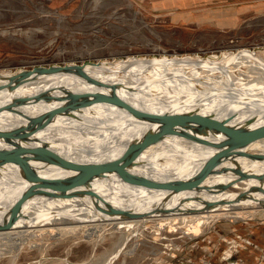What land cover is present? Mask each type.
Wrapping results in <instances>:
<instances>
[{"label":"bare ground","instance_id":"6f19581e","mask_svg":"<svg viewBox=\"0 0 264 264\" xmlns=\"http://www.w3.org/2000/svg\"><path fill=\"white\" fill-rule=\"evenodd\" d=\"M9 73L13 71H0V74ZM83 73L89 79L107 85H116L114 95L117 99L109 98L98 104L102 92L109 93V90H103L75 74H57L37 78L17 88L7 99L14 95L13 97L17 96L16 99L29 100L47 91L49 99L53 101L51 104L46 105L40 102L26 106L24 111L28 114L36 113L58 105V99L60 103L62 102L61 104L71 107L76 119H64L59 126L54 124L40 130L36 133V139L48 144L53 151H44L52 153L51 157L59 155L61 159L84 168L101 167L107 163L121 161L128 152L130 140L147 127L132 120L125 110L118 108L121 105L144 115L149 112L162 113L171 104L184 102L185 105L175 111L189 112L197 105L187 103H191L208 92L215 97H228L242 104L248 101L264 103V48L257 51L251 48H239L212 54L206 58L191 55H173L162 58L128 56L124 59L93 62L92 65H86L83 68ZM4 83L5 81L0 80V86ZM3 102L6 100L0 99V104ZM245 106L239 107V111L235 112L236 106H232L231 103L222 105L218 102H208L199 106V113L203 118H209L210 129L206 131L215 133V130L218 131L224 125L241 122L255 114L264 115V107L262 110H251L247 109V105ZM23 121L22 118L14 116H0V129L16 133L23 129L20 126ZM239 149L242 154L245 149L261 151L256 156L264 161L262 158L264 156V136ZM225 151L227 150H214L190 144L179 137L150 141L140 148V152L127 166L129 174L136 182L135 185L119 179L115 174H109L103 179L92 181L89 185V188L99 197L98 199L82 193L80 190L84 189L82 187L38 186L32 192V196L20 205L18 203L21 193L31 179L65 177L71 172L42 163H35V170L26 172L21 171L16 165H2L0 166V222L16 206L19 209L17 217L5 223L0 229V238H13L31 231L49 232V234L54 233L55 230L72 231L77 227L92 225L109 226L127 237L130 232L133 233L134 230L144 227L147 223L156 221L177 223L181 231L186 226L184 234H189L187 237H191L200 235L201 225L203 232L204 228L211 227L219 219L231 220L234 223L264 219V184H260L255 179L232 181L231 187L224 190L199 191L203 203H209V201L214 203L222 195L227 196V200L224 199L222 204L208 211L189 212L186 210L168 214L199 192L185 196L178 194L169 198L168 193L157 190L158 187L171 180L192 177L212 154ZM189 152L191 156L186 159L184 156L176 160L169 158L177 153L180 156ZM245 156L243 154L241 157L226 162L236 168H242L253 176L263 175V178L264 174L260 172V167L264 163L258 165L245 161ZM12 157L19 161H28L41 156L14 153ZM159 157L163 159L160 165L155 162ZM251 157L253 156H249L250 160ZM252 167L255 170H251ZM216 169L217 166L214 171ZM233 172L234 170L231 171L222 166L206 181L210 185L226 182L232 178ZM142 182L148 184L146 187L142 186L144 191L138 186L142 185ZM262 182L264 183V178ZM154 188H156L155 192H147ZM243 193L249 194L255 201L248 196L245 197ZM237 194L243 197L238 198L243 204L234 202ZM145 199L150 200L149 207L142 209L128 207L127 209H136L135 213H147L156 207H163L167 209V212H152L145 215L146 218L108 221L100 220L101 217L87 207V204L96 207L95 204L99 201L102 204L111 203L116 206L115 209H118L132 200ZM136 203L144 204L143 201ZM200 207L202 203L192 201L186 205L185 209ZM180 210H183V207ZM168 228L176 229L174 225H169Z\"/></svg>","mask_w":264,"mask_h":264},{"label":"rangeland","instance_id":"374dc122","mask_svg":"<svg viewBox=\"0 0 264 264\" xmlns=\"http://www.w3.org/2000/svg\"><path fill=\"white\" fill-rule=\"evenodd\" d=\"M239 48H264V0H0V71L128 56L206 58ZM259 153L243 150L245 161L258 165L264 163L256 156ZM182 156L189 158L191 152L169 158ZM249 156L258 159L250 160ZM162 161L161 157L155 160L159 165ZM222 166L245 171L223 162L215 172ZM263 169L261 165L264 174ZM255 177L245 180L264 184ZM140 185L143 191L148 186L146 182ZM237 195L234 202L243 204ZM243 195L255 201L249 194ZM195 196L168 214L208 211L227 200L222 195L205 204L200 192ZM142 201V205L136 203ZM192 201L202 203V207L185 209ZM125 204L118 209L134 212L136 209L127 208L149 207L150 200ZM95 206L87 204L100 220H130L110 214L107 206L116 207L111 203L98 201ZM169 225L176 229H169ZM93 226L0 238V264H228L223 260L226 252L237 257L253 243L260 248L254 240L264 236V219L235 223L219 219L203 232L201 225L200 235L191 237L184 234L186 226L181 231L177 223L165 221L147 223L127 237L109 226Z\"/></svg>","mask_w":264,"mask_h":264},{"label":"water","instance_id":"95a60500","mask_svg":"<svg viewBox=\"0 0 264 264\" xmlns=\"http://www.w3.org/2000/svg\"><path fill=\"white\" fill-rule=\"evenodd\" d=\"M93 62H84L81 64H64V65H51V66H38L33 67L30 70H20L18 72H13L9 74H0V80L5 81L3 85L0 86V99L6 100L0 104V116H14L22 118L24 121L20 124L23 129H20L16 133L13 131H4L0 129V166L5 164L16 165L21 171H31L35 170V163H42L46 166H53L61 168L65 171L71 172L69 176L65 177H40L36 179H31L28 182L27 187L21 193V197L18 205L21 202H25L32 192L38 187H57L61 185H69L80 189L82 193L87 194L91 197L98 199L99 197L89 188L92 181L103 179L109 174H115L119 179H124L130 184H136L131 175L127 170L128 164L133 158L137 156L140 152V148L146 143L154 140H163L166 138L179 137L186 142L201 147H207L214 150L226 149L224 153L212 154L208 161L203 164L195 175L183 180H171L162 186L158 187L157 190L166 191L169 198L174 197L178 194L188 195L190 193H196L199 191H215L224 190L231 187V182H239L251 177L253 174L246 171H234L232 173V178L226 182L215 183L214 185L208 184L207 178L214 173V168L222 162L233 160L236 157H241L243 154L240 152V147L244 146L255 139L264 136V115L255 114L241 122L224 125L215 133L207 132L209 130V118H203L200 115L199 106L204 103H214L219 104L231 103L232 106H236L235 112H238V108L241 106L246 107L251 110H262L264 103L261 102H245L240 103L238 101H232L228 97H215L211 92L196 98L191 101V105H197L189 112H176L175 109L185 105V103L175 102L165 108V112H149L144 115H140L136 111L124 106H119L125 110L129 117L147 127L138 135L134 136L130 140L128 145V152L126 156L118 162L107 163L101 167H89L84 168L71 164L67 160H63L57 156L51 157L50 154L44 150H52L47 143L41 142L36 139V133L47 127H51L56 124L59 126L61 121L64 119H76L74 115V110L68 105H64L59 102L58 105L50 106L41 111L33 114H28L24 111V108L29 105H36L37 103L51 104V101L47 91L40 93L36 98L26 100L25 98L16 99L15 97H10L11 94L23 84H26L37 78L49 77L57 74H75L83 79L96 84L103 90H109V93L102 92L101 98L98 101L103 103L109 98H116L114 95L116 91V85L114 84H104L96 80L89 79L83 73V68L86 65H92ZM114 92V93H112ZM191 99V98H189ZM260 102V101H259ZM190 105V106H191ZM234 114V113H233ZM232 114V115H233ZM211 126V125H210ZM53 151V150H52ZM28 153L34 156H41L38 159H30L28 161L15 160L12 154ZM253 158V157H251ZM264 158V156H262ZM253 159H258L254 157ZM263 175L255 177L262 181ZM108 207V212L110 214H117L120 217L127 219H136L144 217L149 213H166L167 209L161 207H156L145 212L135 213L130 211H124ZM17 206L15 209L11 210L0 222V229L18 215ZM235 247V246H233ZM223 260L228 264H237L238 260L231 254V251L225 253Z\"/></svg>","mask_w":264,"mask_h":264},{"label":"crops","instance_id":"0c3cea01","mask_svg":"<svg viewBox=\"0 0 264 264\" xmlns=\"http://www.w3.org/2000/svg\"><path fill=\"white\" fill-rule=\"evenodd\" d=\"M258 246H251L249 249L243 250L236 258L237 264H264V236L259 241L254 240ZM253 241V242H254Z\"/></svg>","mask_w":264,"mask_h":264}]
</instances>
